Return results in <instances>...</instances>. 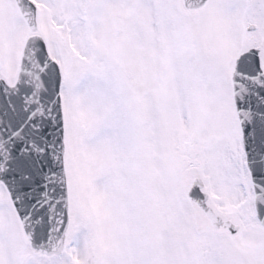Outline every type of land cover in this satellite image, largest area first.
I'll return each instance as SVG.
<instances>
[{
	"label": "snow or ice",
	"instance_id": "6c2138e0",
	"mask_svg": "<svg viewBox=\"0 0 264 264\" xmlns=\"http://www.w3.org/2000/svg\"><path fill=\"white\" fill-rule=\"evenodd\" d=\"M0 264H264V0H0Z\"/></svg>",
	"mask_w": 264,
	"mask_h": 264
}]
</instances>
